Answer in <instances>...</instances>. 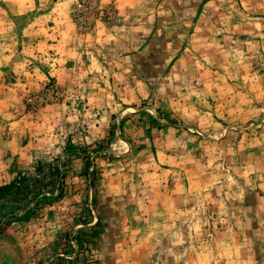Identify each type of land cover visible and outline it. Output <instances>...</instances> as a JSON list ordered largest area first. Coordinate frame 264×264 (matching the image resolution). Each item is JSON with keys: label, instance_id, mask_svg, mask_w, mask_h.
Listing matches in <instances>:
<instances>
[{"label": "rangeland", "instance_id": "rangeland-1", "mask_svg": "<svg viewBox=\"0 0 264 264\" xmlns=\"http://www.w3.org/2000/svg\"><path fill=\"white\" fill-rule=\"evenodd\" d=\"M39 161L0 264H264V0H0V174Z\"/></svg>", "mask_w": 264, "mask_h": 264}, {"label": "trees", "instance_id": "trees-1", "mask_svg": "<svg viewBox=\"0 0 264 264\" xmlns=\"http://www.w3.org/2000/svg\"><path fill=\"white\" fill-rule=\"evenodd\" d=\"M34 169V174L20 171L11 182L0 185L1 220L10 217L28 220L43 202L47 203L51 197L57 199L62 196L59 189L65 173L59 161H39ZM86 173L89 177L92 174L88 168ZM7 203L10 205L6 209L2 208Z\"/></svg>", "mask_w": 264, "mask_h": 264}, {"label": "crops", "instance_id": "crops-1", "mask_svg": "<svg viewBox=\"0 0 264 264\" xmlns=\"http://www.w3.org/2000/svg\"><path fill=\"white\" fill-rule=\"evenodd\" d=\"M7 165V164H6ZM8 167V166H7ZM16 172H12L10 167L8 169V172L6 175H3V173L0 174V176H2L3 178L7 177L8 179H6L5 181H2L4 184L11 182L14 178H15ZM1 184V183H0Z\"/></svg>", "mask_w": 264, "mask_h": 264}]
</instances>
